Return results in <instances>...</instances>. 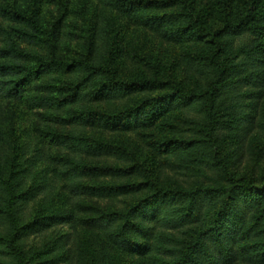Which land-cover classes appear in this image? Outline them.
<instances>
[{
    "label": "trees",
    "instance_id": "obj_1",
    "mask_svg": "<svg viewBox=\"0 0 264 264\" xmlns=\"http://www.w3.org/2000/svg\"><path fill=\"white\" fill-rule=\"evenodd\" d=\"M76 1L0 0V264H264V0Z\"/></svg>",
    "mask_w": 264,
    "mask_h": 264
},
{
    "label": "rangeland",
    "instance_id": "obj_2",
    "mask_svg": "<svg viewBox=\"0 0 264 264\" xmlns=\"http://www.w3.org/2000/svg\"><path fill=\"white\" fill-rule=\"evenodd\" d=\"M63 1L73 2L74 0ZM77 4L80 5V8H83L84 6V9L88 5L87 10H89V16L91 14L93 15L97 8L94 0H78ZM116 23L121 39L125 40V44H128V46L131 45L134 48L132 52H139V49L145 50L148 53L152 52V54H154L157 58L164 59L166 63L171 64V58L173 56L179 55L182 51L181 47L170 44L162 38L157 37L156 35H153L149 32H145L142 29L134 26L132 23H129L127 21H121L119 19H117ZM125 60L126 62L131 64L130 58H125ZM5 110L9 119L8 127L11 124L13 125V128L15 129L16 133L18 134V137L20 138L21 144H27L29 142H32L34 144L37 143V136L34 134L31 135V131L30 129H28L29 125L24 119V116L20 113V111L18 110L17 112L12 114V112L10 113V110ZM103 136H105L107 139H121L123 141H126L131 149H134L135 151L139 152L138 155L142 159V161L144 160V156L148 154V150L144 146H142L141 142L138 140L139 138L134 134H106ZM230 137L231 138H229V141L226 144V153H230V148L237 146V140L234 138V136L230 134ZM249 139H246L247 144L249 142ZM240 154L242 157H238V160L240 158V162L244 163L243 167L249 166V164H251L250 167H253L254 164L257 163L260 168V171L262 170L263 166L262 163L259 162L258 157L249 156L248 152L245 150V145L244 148L240 150ZM133 261H135V258L120 255L117 264H132Z\"/></svg>",
    "mask_w": 264,
    "mask_h": 264
}]
</instances>
